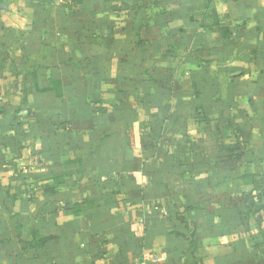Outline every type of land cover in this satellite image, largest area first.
<instances>
[{"label":"crops","instance_id":"obj_1","mask_svg":"<svg viewBox=\"0 0 264 264\" xmlns=\"http://www.w3.org/2000/svg\"><path fill=\"white\" fill-rule=\"evenodd\" d=\"M208 2L229 37L199 27ZM19 17L43 65L27 119L0 104V264H264V218L241 221L244 187L215 169L232 146L264 179V0H0V89ZM138 32L147 42L134 48ZM193 85L219 131L173 122L195 104ZM187 141L194 152L179 157ZM178 203L195 207V255Z\"/></svg>","mask_w":264,"mask_h":264},{"label":"trees","instance_id":"obj_2","mask_svg":"<svg viewBox=\"0 0 264 264\" xmlns=\"http://www.w3.org/2000/svg\"><path fill=\"white\" fill-rule=\"evenodd\" d=\"M136 7V6H135ZM133 7V8H135ZM197 16H200L199 19V27L200 28H219L221 30V34L223 37L227 38L230 35L231 31V22L228 16L220 17L216 14L214 8L212 7V3L208 2L206 5L201 6L196 9ZM43 15V12H40ZM41 15V16H42ZM22 38V34L20 35ZM20 38V39H21ZM35 35L28 30L27 34L24 35V37L20 40H17L19 42V55L18 56H11L9 58V64L11 65V68L8 69L9 73H12V75L17 78L14 81V88L19 91V99L18 103L15 106L7 105L5 103H2L4 108L9 110L11 113L12 118L15 120H22L27 119L30 115L27 113L25 109V103L27 95L29 94V90L33 88H37L36 86V72L38 69L42 67V63L39 62V58H41V53L39 52H32V46L35 43ZM66 41L67 38H64ZM147 41L144 40L141 37V33L138 32L136 34V40L133 41L132 46L134 48L141 47V45L145 44ZM71 46V45H70ZM170 50L169 54H171ZM69 54L70 62L72 60V53L73 50L71 49ZM122 64H126L130 67H133L137 69L139 72H141L142 76H145L149 73L148 68H141L138 64L136 65V62L134 59L126 56L125 54L120 59ZM7 62H3L2 68H6ZM49 68V67H45ZM49 89L53 90L55 93V97L58 99L62 95V87L61 83L59 81H50L49 82ZM192 95L195 101V104L192 106V109H189L185 111L181 115H177L173 122L182 119L184 122L189 121L190 119L198 121L203 130H209L210 133L214 130H218V125L215 123L214 120L207 118L206 109L202 108L200 106L194 107L197 105V102L200 100V93L199 90L196 88V86L191 87ZM6 106V107H5ZM25 111L24 115H19V111ZM218 121V120H217ZM213 122V124H212ZM198 123V124H199ZM199 124V125H200ZM229 127H227L228 129ZM72 137H76V134H73ZM189 146L188 148H185L184 150H180L178 152L179 157H181L184 154H193L194 152L192 148V142L187 141L186 142ZM221 157L218 159H228L227 166L225 164L216 162L215 163V169H218V167H221L223 170L230 172L234 174V178L236 181L240 182L242 186L244 187L243 193L245 194L244 198V211L240 212L241 221H244L246 224L250 225L254 224L260 228L261 222L264 218V179L261 178L259 175L252 174L249 171L245 170L243 165L241 163V149L240 148H232V146L226 147V146H220V154ZM179 165H181V161L179 160ZM167 192L169 193V196H175V194L172 193V191L167 188ZM178 202V201H177ZM177 205H180L183 208L182 213H177L176 217L177 220L183 224L185 229V234L183 237L187 241L188 248L191 250V253L195 255L196 249H197V242L196 236L197 234V223L195 220L191 219V213L195 209L193 206H182L180 203ZM20 226H17L18 233L20 231ZM20 235V233H19ZM260 237H264V233L260 232ZM52 237H43L40 238L38 241H31V243L28 244V247H37V246H43L49 241H51ZM253 245H256L254 243ZM257 246V245H256ZM255 246V247H256ZM21 249H24V246H22L21 243Z\"/></svg>","mask_w":264,"mask_h":264},{"label":"rangeland","instance_id":"obj_3","mask_svg":"<svg viewBox=\"0 0 264 264\" xmlns=\"http://www.w3.org/2000/svg\"><path fill=\"white\" fill-rule=\"evenodd\" d=\"M28 24V22L26 21V20H24L23 18H18L17 19V21H16V24H15V28L16 29H14V30H17V32H12V34H14V35H12V41H13V39L15 40H19L20 38H21V34H22V38L24 37V35H26L27 34V31L29 30V24ZM18 33V34H17ZM17 34V35H16ZM16 35V36H15ZM21 38V39H22ZM20 39V40H21ZM60 42L62 43V44H65L66 45V49H67V51H70L71 50V46L68 44V42L64 39V38H62V40H60ZM17 43H18V41H17ZM9 56H7V58H5V62H7V64H9V58H8ZM11 68V65L9 64V65H7V67H6V69L8 70V69H10ZM11 74V75H10ZM7 76L9 77V81H8V83H7V85H3V89H0V104L1 105H3L2 104V102H7V105L9 104V103H12V104H14L15 102H16V99L15 98H13V96L14 95H16V93H13L12 91H11V87L13 86L14 87V81L17 79V78H15L13 75H12V73H9V74H7ZM9 86H11V87H9ZM7 92H9V93H7ZM9 94H10V96H9ZM12 95V96H11ZM9 102V103H8ZM6 107V106H5ZM196 133H199L198 132V129L196 130ZM263 241V240H262Z\"/></svg>","mask_w":264,"mask_h":264},{"label":"built area","instance_id":"obj_4","mask_svg":"<svg viewBox=\"0 0 264 264\" xmlns=\"http://www.w3.org/2000/svg\"><path fill=\"white\" fill-rule=\"evenodd\" d=\"M9 96H10V94H9ZM12 96V95H11ZM13 98H15L16 99V102L14 103V104H12V103H9L10 105H12V106H15L17 103H18V99H19V95L18 94H16V95H14L13 96ZM2 103H5V104H7V102H2ZM8 104V105H9ZM25 114V111L23 110V111H19V115H24Z\"/></svg>","mask_w":264,"mask_h":264}]
</instances>
